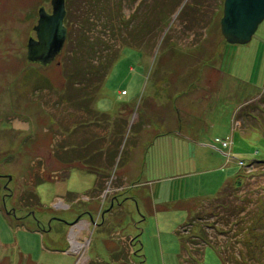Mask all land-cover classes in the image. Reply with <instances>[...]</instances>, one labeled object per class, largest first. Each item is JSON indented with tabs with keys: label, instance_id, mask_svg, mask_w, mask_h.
<instances>
[{
	"label": "rangeland",
	"instance_id": "obj_1",
	"mask_svg": "<svg viewBox=\"0 0 264 264\" xmlns=\"http://www.w3.org/2000/svg\"><path fill=\"white\" fill-rule=\"evenodd\" d=\"M224 1L65 0L64 46L41 66L27 61V43L40 8L52 12L51 0H0V264H264V217L261 228L252 226L264 213V22L249 44H227ZM81 36L88 45L78 44ZM216 65L229 80L226 93H210L213 107L221 96L207 120L217 125L209 151L216 161L202 165L221 170L204 174L201 195L197 187L184 194L171 179L188 172V162L142 176L141 163L128 162L124 150L113 166L72 155L82 140L94 139L89 153L95 142L112 140L106 115L94 133L75 126L97 118L94 105L105 94L124 101L122 90L132 96L136 86L139 100L149 75L177 77ZM173 103H163L164 110ZM133 134L128 126L126 140ZM125 170L132 190L111 199L113 188H102ZM165 179L174 197L142 184ZM84 212L89 232L70 240Z\"/></svg>",
	"mask_w": 264,
	"mask_h": 264
},
{
	"label": "crops",
	"instance_id": "obj_2",
	"mask_svg": "<svg viewBox=\"0 0 264 264\" xmlns=\"http://www.w3.org/2000/svg\"><path fill=\"white\" fill-rule=\"evenodd\" d=\"M209 67V69H203L199 73H184L177 77L173 75L164 77L159 74L149 75L146 81V87L150 88L148 91L143 92V97L139 100L141 89H137L136 86L131 89V97L129 96L128 90H122V97H126L124 101L117 98L116 93L112 95L108 93L105 94L99 99L97 105H94L97 118L91 120L87 117L82 118V122L77 123L75 126L77 129H79L80 126L81 129L87 128L94 133V131L97 130V125L103 122L101 118L103 115H106L107 119L110 121L113 120V122L107 123V138L112 137V140L108 138V141L102 146L100 143L95 144L97 143L95 142L94 146L96 150L92 147V152L90 151L89 153L87 145L92 142L93 138H91V142H85L84 140L81 141L83 138V135H81L78 137L79 139L77 138L81 141V146H79V144L76 147V153L74 152L72 155H79L78 158L75 156L76 160L90 161L93 164L95 162V164H97L98 161L101 163V161L106 162V160H108L111 166H113L116 161H118L119 157H121V152L124 150V152L126 151L124 154L128 162L138 161L141 163L142 176L148 175L149 173H163L168 165L171 166L170 162H188L189 171L184 173L183 176L171 179L179 183V186L180 183H182L180 187H182L184 194L192 187H197L196 192H199V195H201L202 191L198 190H204V187L201 185L202 181H200V179L204 178V174H209L214 170H221L209 169L208 171L206 170L207 167L202 165V162L216 161L213 156L211 157L209 151L212 149V131L217 125L212 124V126L209 127L207 120L208 114L211 111L215 114L218 112L217 107L221 100V96L218 94H222L223 91L226 93V82L229 80L227 75H224V73L218 69L217 65ZM150 80L155 82L162 80L163 83H161L160 87L156 84L150 85ZM213 90L219 92L215 97L216 105L214 107V101L210 100V93ZM146 94H148L150 99L144 97ZM182 98L184 99V103L179 105L173 103L176 101L178 102V100ZM126 99L128 100L125 101ZM144 99H147L145 100V107L142 106ZM136 100H138L139 106L141 105L140 108L136 104ZM209 101L212 102L211 107ZM149 102H151L150 105H148ZM168 102L174 104L171 112L164 110ZM190 102L197 105L190 107ZM163 103H165L164 107ZM234 124L237 123L234 122ZM128 126H130L131 131H134L130 140H126L125 138V131ZM64 138H69L68 132L65 133ZM97 139L99 140V138ZM217 140L218 139H216V142ZM213 145L216 148L218 147L215 143H213ZM70 148L72 147L66 146L65 150ZM219 150L220 149L217 148V151ZM224 152L226 154H231L227 152V150ZM62 155H64V153ZM66 155H68V153H66ZM71 158H73V156ZM93 159L94 161H92ZM66 160L67 159H65V161ZM67 161H70V159ZM193 162H199L197 171L193 170ZM73 173L74 170L70 169L71 176ZM110 177L113 178H111L109 183L111 186H103L102 191L112 187V191H115L117 195L113 196L111 199L118 198L120 195L132 190V188H129L126 170L118 177ZM167 181L166 179L155 182L146 181L143 183L140 182L139 184L142 183L143 185L152 186L155 192L154 194L163 192L166 198L170 196L174 197L175 187L168 185V183L171 182ZM161 184H166V186L154 190L155 186ZM87 187L88 190L91 189L95 191L94 184L87 185ZM66 189L68 193L75 192L68 189V187H66ZM57 199L60 202L63 201L62 198ZM84 214L86 213L84 212L81 215V220L78 221L77 225L76 222L71 225L72 232L70 234V240H81L85 234H88L91 222L88 220V217H84Z\"/></svg>",
	"mask_w": 264,
	"mask_h": 264
},
{
	"label": "water",
	"instance_id": "obj_3",
	"mask_svg": "<svg viewBox=\"0 0 264 264\" xmlns=\"http://www.w3.org/2000/svg\"><path fill=\"white\" fill-rule=\"evenodd\" d=\"M52 12L40 8L33 27L35 38L27 43V61L47 66L60 54L66 37L65 0H51ZM264 22V0H225L221 35L229 45L249 44Z\"/></svg>",
	"mask_w": 264,
	"mask_h": 264
},
{
	"label": "trees",
	"instance_id": "obj_4",
	"mask_svg": "<svg viewBox=\"0 0 264 264\" xmlns=\"http://www.w3.org/2000/svg\"><path fill=\"white\" fill-rule=\"evenodd\" d=\"M88 39H87V37L86 36H81V38L79 39V45L80 46H85V45H88L87 43H88ZM102 74V73H101ZM104 74V73H103ZM93 80H94V78H93ZM227 188H229V186H227ZM227 188H223V190H222V192H225V190L227 189ZM263 217H264V213L263 214H261L260 216H259V221H258V223L256 224V225H252L253 226V229L254 230H256V229H258L259 227L261 228L262 226H261V222H262V220H263ZM259 224V225H258ZM258 243H259V248H260V250H262V252H263V247H264V239H262V238H258Z\"/></svg>",
	"mask_w": 264,
	"mask_h": 264
},
{
	"label": "built area",
	"instance_id": "obj_5",
	"mask_svg": "<svg viewBox=\"0 0 264 264\" xmlns=\"http://www.w3.org/2000/svg\"><path fill=\"white\" fill-rule=\"evenodd\" d=\"M218 143H221L224 148H227L230 145V142L228 140L225 141H218Z\"/></svg>",
	"mask_w": 264,
	"mask_h": 264
},
{
	"label": "bare ground",
	"instance_id": "obj_6",
	"mask_svg": "<svg viewBox=\"0 0 264 264\" xmlns=\"http://www.w3.org/2000/svg\"><path fill=\"white\" fill-rule=\"evenodd\" d=\"M227 43V42H226ZM228 44V43H227Z\"/></svg>",
	"mask_w": 264,
	"mask_h": 264
}]
</instances>
